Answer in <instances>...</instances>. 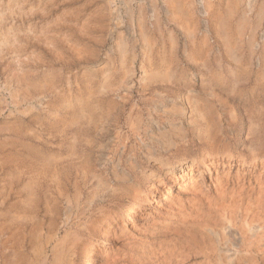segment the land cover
<instances>
[{"label": "rangeland", "instance_id": "rangeland-1", "mask_svg": "<svg viewBox=\"0 0 264 264\" xmlns=\"http://www.w3.org/2000/svg\"><path fill=\"white\" fill-rule=\"evenodd\" d=\"M260 183L264 0H0V264H235Z\"/></svg>", "mask_w": 264, "mask_h": 264}, {"label": "bare ground", "instance_id": "bare-ground-1", "mask_svg": "<svg viewBox=\"0 0 264 264\" xmlns=\"http://www.w3.org/2000/svg\"><path fill=\"white\" fill-rule=\"evenodd\" d=\"M239 160L241 161H238V164H242L244 161V159ZM230 164L232 162L230 163L228 160L226 165ZM192 165H194V162ZM213 165L214 163L212 167ZM202 166L207 171L211 169L209 165L202 164ZM172 172L166 170L163 174L166 177L168 176V179H174L175 177L171 174ZM178 176L181 177V173ZM258 187V189H252L249 192L246 201H243L241 196L235 206L233 225L234 234L238 238V245L236 249L234 248L235 264H264V183H260ZM254 193L256 194L254 195ZM229 217L231 218L230 214ZM211 256V254L205 255L208 262L212 259Z\"/></svg>", "mask_w": 264, "mask_h": 264}]
</instances>
